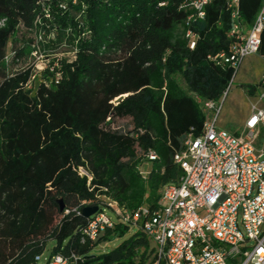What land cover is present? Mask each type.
<instances>
[{"label":"trees","instance_id":"obj_1","mask_svg":"<svg viewBox=\"0 0 264 264\" xmlns=\"http://www.w3.org/2000/svg\"><path fill=\"white\" fill-rule=\"evenodd\" d=\"M260 8L239 0L243 26ZM192 13L187 0H0V264H36L49 241V255L73 253L77 264H153L143 218L132 216L156 210L160 189L177 181L174 153L203 132V104L220 101L237 70L219 57L233 40L226 0H211L202 18ZM35 34L46 56L60 45L75 53L51 58L27 89L33 66L13 71L4 58L11 36L12 65L29 57ZM120 118L131 127L114 128ZM108 201L129 219L113 221L98 242L135 231L91 254L82 211Z\"/></svg>","mask_w":264,"mask_h":264},{"label":"built area","instance_id":"obj_2","mask_svg":"<svg viewBox=\"0 0 264 264\" xmlns=\"http://www.w3.org/2000/svg\"><path fill=\"white\" fill-rule=\"evenodd\" d=\"M210 1L187 0L193 10L187 19L202 18L204 7ZM226 4L233 40L229 53L219 57L238 68L245 56L259 49L264 28V0L248 27L243 26L239 0H226ZM187 36L193 47L194 34L189 31ZM42 42V37L35 34L31 55L27 57L33 60L27 65L33 66L25 83L27 89L33 88L38 73L55 57L41 51ZM13 54L10 51L4 63L15 71L11 62ZM260 86L257 99L261 105L251 106V115L238 133L215 127L221 99L203 104L207 117L213 112L212 120L206 117L203 132L195 138L187 137L181 150L173 155L181 175L175 183L160 189L156 210L150 212L142 207L133 214V222L143 218L141 228L154 247L153 264H264V149L256 145L264 132V73ZM145 157L157 159L151 150ZM79 171L86 174L82 168ZM140 173L146 178L147 168L140 166ZM98 207L81 229L82 242L95 243L99 234L113 226L104 206ZM107 208L124 218L123 221L129 219L116 202L108 201ZM80 259L73 253L68 256L52 254L46 259L43 254L35 257L36 264L42 261L44 264H77Z\"/></svg>","mask_w":264,"mask_h":264},{"label":"rangeland","instance_id":"obj_3","mask_svg":"<svg viewBox=\"0 0 264 264\" xmlns=\"http://www.w3.org/2000/svg\"><path fill=\"white\" fill-rule=\"evenodd\" d=\"M25 36H28V33H25ZM12 45V36L7 41V54H10ZM73 49L66 45H60L58 48L52 50L49 55L55 57H65V58H73ZM33 62L32 59H24L20 61L13 68L14 70L21 69ZM264 57L259 56L257 53L245 56L238 66L236 73L233 77L232 83L230 84L227 92L224 94L223 98L220 101V110H219V120L218 123H221L225 120H230L232 122V127L235 128L239 125L242 116L246 112L247 108H249L250 103L252 102L246 95L244 90L245 85L258 83L259 75L263 68ZM40 65V64H38ZM213 116V112L209 113L208 120L211 121ZM114 128L121 129H129L130 118H120L116 119L114 124ZM223 127L216 125V128ZM230 127V128H232ZM230 130V129H229ZM146 164H142L141 168L145 169ZM105 214L111 218L112 221H123L124 218L117 216L116 212L110 208H103ZM264 227V225H263ZM135 231L134 228L130 229V232L123 237H118L115 235H109L106 239L101 240L100 242L95 243L91 250V254H100L107 252L118 245L124 238L129 236ZM53 246V241H49L47 243V247L43 253L44 259L48 257L51 247ZM44 264V261L41 262Z\"/></svg>","mask_w":264,"mask_h":264},{"label":"crops","instance_id":"obj_4","mask_svg":"<svg viewBox=\"0 0 264 264\" xmlns=\"http://www.w3.org/2000/svg\"><path fill=\"white\" fill-rule=\"evenodd\" d=\"M258 54V53H257ZM252 55V54H251ZM259 55V54H258ZM250 56V55H249ZM260 56V55H259ZM261 57H264V56H261ZM242 62V61H241ZM263 73H264V64H263V68H262V70H261V72H260V75H259V81H258V83L256 84V83H254V84H256L257 85V88H256V90H255V92H254V94L252 95V96H249V95H247V97L252 101L251 103H250V106H249V108H247V110H246V112L244 113V115L242 116V119H241V121H240V123H239V125L237 126V127H235V128H233L232 127V122L230 121V120H225V121H223V122H221V123H218V120H219V113H218V115H217V117H216V121H215V127H216V125H218L219 124V126H223V127H219V129H226V130H229V131H231V132H236V133H238V132H240L242 129H243V127H244V125H245V122H246V120L249 118V116L251 115V106L253 105V104H255L256 106H260L261 105V103L258 101V99H257V95H258V92L261 90V86H260V80H261V77H262V75H263ZM230 127H232V128H230ZM256 145H257V147H260V148H263L264 149V132H262L260 135H259V138L257 139V141H256ZM146 167H147V164L145 165Z\"/></svg>","mask_w":264,"mask_h":264},{"label":"water","instance_id":"obj_5","mask_svg":"<svg viewBox=\"0 0 264 264\" xmlns=\"http://www.w3.org/2000/svg\"><path fill=\"white\" fill-rule=\"evenodd\" d=\"M126 96V94H122V95H119L118 97H116L114 99V103H118L120 102L124 97ZM58 203H59V208L60 210H63V203L61 200H58ZM99 207L98 206H89V207H85L82 211V214L85 216V217H90L92 215H94L97 211H98ZM104 235V233H101L98 235V238L96 239L95 243H97L101 238L102 236Z\"/></svg>","mask_w":264,"mask_h":264}]
</instances>
